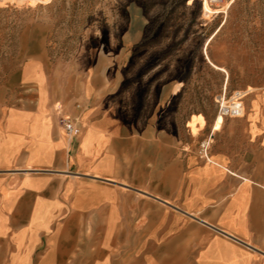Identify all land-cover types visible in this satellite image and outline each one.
<instances>
[{"label": "crops", "instance_id": "crops-1", "mask_svg": "<svg viewBox=\"0 0 264 264\" xmlns=\"http://www.w3.org/2000/svg\"><path fill=\"white\" fill-rule=\"evenodd\" d=\"M38 48L0 72V264H264L263 96L205 159L198 116L184 140L120 115L118 60L64 77Z\"/></svg>", "mask_w": 264, "mask_h": 264}, {"label": "rangeland", "instance_id": "rangeland-1", "mask_svg": "<svg viewBox=\"0 0 264 264\" xmlns=\"http://www.w3.org/2000/svg\"><path fill=\"white\" fill-rule=\"evenodd\" d=\"M41 1L0 10V72L37 47L64 77L107 55L118 60L106 70L121 116L180 125L184 140L193 139L188 123L198 116L191 126L206 122L200 142L220 114L219 96L245 93V117L225 118L214 140L228 138L229 124L247 125L249 106L264 97V0Z\"/></svg>", "mask_w": 264, "mask_h": 264}, {"label": "built area", "instance_id": "built-area-1", "mask_svg": "<svg viewBox=\"0 0 264 264\" xmlns=\"http://www.w3.org/2000/svg\"><path fill=\"white\" fill-rule=\"evenodd\" d=\"M18 3L22 5H26L27 7H37L38 4H41V0H0V10H9L14 8ZM246 94L243 92H237L234 96L230 99H226V95L219 96L217 103L220 106V114L224 118H240L242 117V110L244 109V98ZM238 103V104H236ZM59 123L63 128L65 134L69 138H76L79 137L82 133L81 127L78 125L76 120L69 119L64 117L59 111ZM209 144L203 143L201 154L202 157L208 159L209 154Z\"/></svg>", "mask_w": 264, "mask_h": 264}, {"label": "bare ground", "instance_id": "bare-ground-1", "mask_svg": "<svg viewBox=\"0 0 264 264\" xmlns=\"http://www.w3.org/2000/svg\"><path fill=\"white\" fill-rule=\"evenodd\" d=\"M205 3H206L205 14L208 15V14L212 13L213 10H212L211 7H210L209 1H206ZM228 7H229V5H228Z\"/></svg>", "mask_w": 264, "mask_h": 264}]
</instances>
